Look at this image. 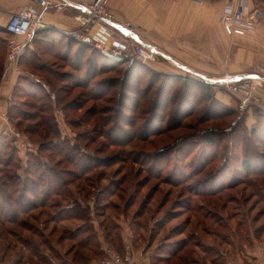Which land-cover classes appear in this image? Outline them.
Masks as SVG:
<instances>
[{"label":"rangeland","instance_id":"obj_1","mask_svg":"<svg viewBox=\"0 0 264 264\" xmlns=\"http://www.w3.org/2000/svg\"><path fill=\"white\" fill-rule=\"evenodd\" d=\"M255 4L264 9V1ZM7 37L0 30V64L7 53ZM45 63L35 61L26 68L39 76L40 86L30 82L33 86L29 87L20 80L15 90L10 120L18 135L0 137V198L5 203L6 193L11 194L14 205L27 178L41 196L53 182V193L46 205L28 213L25 203L14 205L17 222L10 220L14 211H0V264H90L92 260L99 264L109 249L124 252L128 244L134 247L135 264V253L143 264L149 254L151 264H164L156 257L157 250L160 254L171 250L164 246L163 237L173 226L189 222L185 233L177 237L186 240L184 258H197L198 264H252L250 254L262 247L259 259L264 261V233L254 235L255 226L264 223V201H256L257 196L244 201L247 195L251 197L253 187L240 184L205 198L193 191L226 186L237 178L246 177L250 183H254L251 178L257 179L242 168L244 136L251 129L246 124L247 110L240 109L236 95L225 86L209 84L214 83L209 78L177 69L171 74L177 76L178 89L163 110L167 101L156 100L160 83L151 82L148 70L139 75L140 82L134 77L125 81L127 65L122 64L117 70L95 74L83 87L79 81L85 73L76 75L77 80L57 76L53 71H77L52 56ZM143 65L154 70V63ZM95 107L96 115L91 111ZM154 111L157 115L152 116ZM164 115L163 132L158 133L159 127L153 125ZM263 121L257 125L262 127ZM248 142L254 150L255 140ZM54 170L66 186L59 185L61 179ZM215 173L220 180L204 183ZM167 177L173 179L167 182ZM234 212L249 221L236 232L227 224ZM196 230L199 233L190 237ZM151 232L158 233L152 244ZM71 234L75 237L70 238ZM87 236L92 240L82 246L80 241ZM99 236L106 239L101 251L96 244ZM230 240L232 246L226 243Z\"/></svg>","mask_w":264,"mask_h":264},{"label":"crops","instance_id":"obj_2","mask_svg":"<svg viewBox=\"0 0 264 264\" xmlns=\"http://www.w3.org/2000/svg\"><path fill=\"white\" fill-rule=\"evenodd\" d=\"M33 1L0 0V28H5L9 17L20 7ZM226 2L227 0L202 3L192 0H110L114 19L111 23L102 20L92 28L91 33L107 43L113 41L106 32L109 26L114 31L113 34L128 33L135 43H141L157 52L158 58L152 67L160 73H177V69H180L213 81H220L225 77L238 79L243 75L255 77L261 82L254 92L260 101L250 104L246 109V124L252 129L255 121L257 122L253 108H259L264 115V21L253 34L229 36L219 20ZM253 2L249 0L250 5ZM58 4V0H54V5L44 14L48 28L61 32L62 29L78 27L79 9L74 6L59 8ZM126 24L129 28H126ZM66 43L60 38L53 39L40 34L18 62L8 65L5 56L0 76V133L7 134L11 129L10 110L20 80L28 84H39L37 86L42 83L39 76L29 73L26 68L33 66L35 61L45 66L50 56L65 61L72 58L76 48H71ZM133 48L130 44L128 52L132 53ZM263 115L258 119H262ZM99 239L101 248H106V239L101 236ZM250 255L253 258L252 264L257 263L259 258L262 259V247ZM150 256L151 254L145 256V264H151ZM135 261L143 264L136 253ZM90 264L97 263L92 260Z\"/></svg>","mask_w":264,"mask_h":264},{"label":"trees","instance_id":"obj_3","mask_svg":"<svg viewBox=\"0 0 264 264\" xmlns=\"http://www.w3.org/2000/svg\"><path fill=\"white\" fill-rule=\"evenodd\" d=\"M253 1H254L253 3L255 4L256 0H253ZM261 1H264V0H261ZM0 30L6 33L5 28H0ZM40 34H43V35L45 34V36H51V37H53V39L60 38L62 40H65L67 42L66 44L71 48H73L75 46L76 51L73 53V57L69 58L67 61H69V65L74 70H76L77 72L61 73V72L53 71V73L57 76H61V75L62 76H69V77L74 78V79L80 77L81 73H85L84 79L82 81H79L81 83L80 86L87 87L88 79L90 77L94 76L95 74H104V72L117 70V68L123 64V65H127V68H126L125 74H124L125 81L127 80L128 77H130V78L134 77V79H137V82H140L142 79L139 75L141 73L143 74L144 70H148L149 73H151V76H150V78L152 79L151 82L153 84L158 83V82L160 83L159 84L160 85L159 86V92H158V95L156 97V100L162 99L163 101H165V100L167 101L166 104H164V102H163V104H164L162 106L163 110L168 109L169 106L167 103L169 102V100L171 101V97L173 95L174 89H178V86H175L177 84L176 81H178L177 76H174V75L172 76V74L160 73V72L155 71V70H153L154 71L153 72L151 69H145L146 66L141 64L139 61L130 60V59L117 61L113 58H110V57L104 55L98 48L94 47L93 45H89V44L83 43L79 40H76L74 38L68 37V36L64 35L62 32H59V31L51 29V28H47L45 30L42 29L40 31H37L35 33L33 39L31 40L30 44L26 47L24 53L28 50V48H31V46L34 45V42L36 41L37 37ZM0 51H1V48H0ZM59 60H62V61L67 63V61H65L63 59H59ZM2 72H3V64H0V76L2 75ZM76 75L77 76L79 75V76L77 77ZM95 76H98V75H95ZM170 80H173V81H170ZM179 81L182 82L181 80H179ZM167 84H169V85H167ZM35 85H39V84H35ZM31 86H33V83H32V85L29 84V87H31ZM165 95H166V98H164ZM157 102L158 101L155 102L154 109L156 108L158 111L160 106H159V102H158V104H156ZM12 106H13V104H12ZM12 106H11V109L15 108V106H13V107ZM180 108H181V106H180ZM213 108H215V106H213ZM177 109H178V107H177ZM253 109H254V112L256 113L255 115L257 117V122L252 127V129L248 132V135L244 136V144H245L246 148H245V152H244V158L242 159V168L244 169V172L246 174H248L249 176H255L257 178V179L251 178V182H254L255 184L250 183L247 180L248 178L245 177V178H242V180H240V181H238V178L230 180L228 182V184H226V186H218V188H208V189H206V188H200L199 189L198 188L199 189L198 190V189L193 188L194 186L193 187L191 186V188H193L195 195L202 196L204 198L205 197H211V196L216 197L217 195H220V193L222 194V191L224 189H233L236 186H239L240 184H249L248 187H253L254 191L251 192V197L249 195H247L245 197L244 201H249V199L251 200L252 197H254V196H257L256 201H259V202L264 201V149H261L264 147V128L259 127V125H257V123H259V124L261 123V119L259 120L258 118L263 114L260 113L259 108L254 107ZM211 110H212V107H211ZM91 111L92 112L96 111V107L91 109ZM157 111H154L152 116L157 115V114H154ZM178 113H179V111H178ZM94 114L96 115V112H94ZM165 118H166L165 115L160 118L161 121L159 120V123H158L160 126H156L158 124L153 125L155 127H159L158 130H156L158 133L163 132V131H161L162 130L161 125L165 124L164 123L166 121ZM263 118H264V115H263ZM5 136L8 138L9 133H7V134L0 133V137L5 138ZM249 140L250 141L255 140V143L253 144L254 150L249 148L248 145H252L251 143L248 142ZM210 142H212L211 139H209L208 143H210ZM1 143H2V140H1L0 144ZM4 144L5 143H3L2 145H4ZM249 150H252L254 152L250 153ZM37 160H38V158H37ZM53 172H54V175L56 176V178L61 179V183L59 185L60 186L61 185L66 186V181H64L62 179V177L60 176V173L56 170H54ZM44 176H46V173H43L42 177H44ZM218 177H219V175L217 173H215L211 177H207V180H205L204 183H211V181L213 183L216 180V178L220 180V177L219 178ZM172 179H173L172 177H167V178H165V181L170 182ZM29 182H30V179L27 178L25 180L23 191L19 192V196L13 201L15 203L14 205H16L17 207H19L20 204L23 205L24 203H25V205H28V208H26V210H24L26 213L30 212L33 208H38V207H41L43 205H46L48 197L53 193V191H51V188H52L51 185L53 184V182H49L50 187H47L46 190L45 189L42 190L43 191L42 196L40 195L41 191H39V188H31V184ZM258 183H260V186L258 185ZM29 184H30V186H29ZM174 184L176 185L178 183H174ZM219 185H222V184L219 183ZM252 185H254V186H252ZM44 190H45V192H44ZM58 193H60V192H58ZM6 194L7 195L5 196V201H6L5 203H2L1 198H0V211H2V212L3 211L4 212H11L10 210L14 211V212H12L13 215L11 214L12 216H10L11 219L10 218L9 219L11 221L17 222V220L19 218L18 214H17L18 210H14V205L10 202L12 199V195L8 194V193H6ZM0 195H1V193H0ZM151 197H152V194H151ZM36 199H40L39 202H37ZM232 201H236V197L231 198V202ZM75 205H73V206H75ZM203 205L204 204L201 203V207ZM73 206H72V208H73ZM79 207L85 208V207H81L80 204H79ZM223 207H225V203H223ZM223 207H222V209H223ZM250 207H252L251 210H253L255 208V206H253V204ZM72 208H70L69 210H71ZM15 209H17V208H15ZM247 212L250 213V210H247ZM79 214L81 215V212H79ZM239 215L240 214L238 212H234L232 214L233 220L231 219V217H229L227 219L228 227H230V229L232 228L231 229L232 232H236V230H238V228H240L241 226L243 227V226L247 225L249 222V221H246L244 219H239L238 218ZM262 215L263 214H261L260 216H258V215L254 216V218H252V223H254V221L256 222L257 220H260ZM77 218L82 219L84 217H77ZM160 223L163 224V222H161V221H160ZM190 224H191V222L187 223L186 225H179L178 224L176 226H173V228H171V232H170L171 234L169 233L171 236L169 234H166L163 237V240H164L163 242H165L164 246L170 247L171 250L170 251L163 250L165 252V254H160V250H157L156 251L157 252L156 253L157 259L161 260L164 264H177V263L173 262L174 259L179 260L180 261L179 264H190V263L198 264L199 263V260L197 258L191 259L190 257L184 258V256H182V252L185 250V247H186V240H183V239L181 240L180 238H177L179 236L181 237L185 233L186 228ZM195 225H198V224L196 223ZM202 230H203V232H205L204 227H202ZM84 231L86 232V230H84ZM198 233L199 232L197 230L195 232L191 231L190 237L192 235L198 234ZM254 233H255L254 235H256V234L258 235V236L256 235L257 237H262L263 233H264V223H261L258 226H255ZM231 234H234V233H231ZM236 234L237 233H235V235ZM157 236H158L157 232L155 234H153L151 232L150 240H152V241H150L149 243L152 244L154 241L153 238L155 239ZM74 237H75L74 234H71L70 238H74ZM90 240H92V238L90 236H87L80 241V244L82 246H84V245L87 246L90 244ZM231 240L235 243L238 242V240L235 238H231ZM231 240L226 242V243H229L232 246L233 243ZM247 240H249V239H247ZM167 241H170V242H167ZM96 244L99 247L100 251L103 250L101 248V242L98 239V237H97ZM210 246L213 247V244ZM132 248L134 250L133 245H132ZM221 255L222 256L226 255V252L222 251Z\"/></svg>","mask_w":264,"mask_h":264},{"label":"built area","instance_id":"obj_4","mask_svg":"<svg viewBox=\"0 0 264 264\" xmlns=\"http://www.w3.org/2000/svg\"><path fill=\"white\" fill-rule=\"evenodd\" d=\"M171 2L175 0H163ZM195 2H208L210 0H192ZM57 7L65 8L74 6L79 9L77 15L79 25L74 29H62V33L68 37L83 43L93 45L104 55L117 61L125 59L137 60L145 65H150L157 60V52L141 43H135L128 33L121 35L113 34L112 28L107 27L106 32L110 34L113 41H106L91 33L96 24L103 19L112 21L113 12L110 8V0H58ZM54 5V0H34L13 13L5 24L7 37V64L12 65L20 59L26 47L30 44L35 33L49 26L44 20L46 10ZM224 31L229 36H246L253 34L258 25L264 20V9L256 4L250 5L249 0H227L219 16ZM126 28L128 24L125 25ZM134 46L132 53L128 52L129 45ZM206 82V81H205ZM217 82V83H216ZM207 83V82H206ZM219 86H225L231 93L236 95L240 101V109L246 110L252 103H259V98L254 94L261 82L255 77L243 75L238 79L225 77L223 80L214 81ZM13 136L18 133L11 128L9 131ZM107 256L99 264H135L132 247L128 244L124 252L109 249ZM257 264H264L260 260Z\"/></svg>","mask_w":264,"mask_h":264},{"label":"water","instance_id":"obj_5","mask_svg":"<svg viewBox=\"0 0 264 264\" xmlns=\"http://www.w3.org/2000/svg\"><path fill=\"white\" fill-rule=\"evenodd\" d=\"M103 21H107L106 19H103ZM107 22H109V23H111L112 21H107ZM250 76V75H249Z\"/></svg>","mask_w":264,"mask_h":264},{"label":"bare ground","instance_id":"obj_6","mask_svg":"<svg viewBox=\"0 0 264 264\" xmlns=\"http://www.w3.org/2000/svg\"><path fill=\"white\" fill-rule=\"evenodd\" d=\"M208 83H210V82L208 81Z\"/></svg>","mask_w":264,"mask_h":264}]
</instances>
